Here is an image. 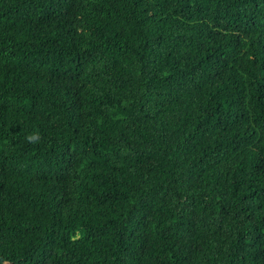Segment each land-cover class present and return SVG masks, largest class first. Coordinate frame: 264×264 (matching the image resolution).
Instances as JSON below:
<instances>
[{"label":"trees","instance_id":"trees-1","mask_svg":"<svg viewBox=\"0 0 264 264\" xmlns=\"http://www.w3.org/2000/svg\"><path fill=\"white\" fill-rule=\"evenodd\" d=\"M0 264H264V0H0Z\"/></svg>","mask_w":264,"mask_h":264}]
</instances>
